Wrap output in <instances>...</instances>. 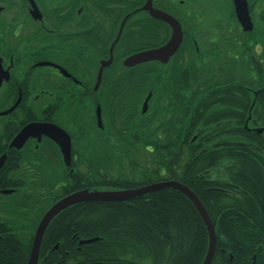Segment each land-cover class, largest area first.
Listing matches in <instances>:
<instances>
[{
    "label": "trees",
    "instance_id": "16d2710c",
    "mask_svg": "<svg viewBox=\"0 0 264 264\" xmlns=\"http://www.w3.org/2000/svg\"><path fill=\"white\" fill-rule=\"evenodd\" d=\"M251 34L241 29L236 37L238 59L246 69L244 73L236 68V127L214 134L235 135L236 140L194 139L201 126L234 119L235 103L227 97L231 90L221 91L228 78L220 83L209 80V94L202 97L197 90L189 96V140H170L168 132L159 140H119L128 156L118 157L116 166L103 143L84 146L87 172L75 173L74 190L68 185L62 196L68 191L134 189L176 180L198 196L215 226L211 264H264V133L245 126L251 107V119L246 121L264 125V56L255 54ZM260 43L264 46V39ZM195 72L191 70L190 81L198 78ZM251 89L258 94L254 96ZM113 97L117 112L120 97ZM167 110L160 113L163 131L165 127L168 131ZM139 132L150 136L152 129ZM39 184H30L26 193L22 190L21 199L12 205L16 214L10 222L0 221V264L29 260L48 206L37 204L44 192ZM91 238L98 239L80 244ZM209 246V230L194 203L182 192L164 188L127 201L86 202L62 210L44 234L38 264H204Z\"/></svg>",
    "mask_w": 264,
    "mask_h": 264
},
{
    "label": "flooded vegetation",
    "instance_id": "af4514ba",
    "mask_svg": "<svg viewBox=\"0 0 264 264\" xmlns=\"http://www.w3.org/2000/svg\"><path fill=\"white\" fill-rule=\"evenodd\" d=\"M190 1L0 0V221L10 222L9 218L16 214L12 205L21 199L22 190L26 193L30 184L37 186V181L44 189L37 204H48L45 213L74 193L61 194L68 185L74 190L75 173L87 172L88 166L83 169L81 163L78 140L168 137L166 132H159L158 108L163 103L172 104L168 114L169 139L189 140L191 101L184 89H170L162 98L155 91L143 95L138 85L130 81L137 82L151 73L147 79L153 81L163 72L177 87L184 82V76L185 80L189 76L185 54L189 35L184 26L193 21L186 6ZM230 2L233 22H218L222 35L233 25L236 27L234 3ZM148 3L180 23L183 40L167 63L150 60L128 66V57L167 44L173 34L168 21L144 9ZM35 6L37 17L33 15ZM258 45L253 44L255 54L264 56V51L258 50L264 46ZM251 91L254 96L259 92ZM235 92L229 91L227 97L235 103L232 116L236 121ZM115 95L120 97L117 112L111 104V96ZM149 95L147 110L143 111ZM99 98H103L102 102H98ZM245 126L255 132L264 128H250L248 121ZM145 127H151V135L139 136V130ZM63 131L71 140L69 164L56 141L63 139ZM95 131L101 135L97 133V137Z\"/></svg>",
    "mask_w": 264,
    "mask_h": 264
},
{
    "label": "rangeland",
    "instance_id": "374dc122",
    "mask_svg": "<svg viewBox=\"0 0 264 264\" xmlns=\"http://www.w3.org/2000/svg\"><path fill=\"white\" fill-rule=\"evenodd\" d=\"M200 1L202 2V4H199L198 0L197 1L191 0L190 3L188 2L186 3V6L189 7V10L193 18L192 23L190 21L186 22L184 26L185 33L189 35L188 38H186V41H188L189 46L188 48L187 46L185 47L186 49L185 54L189 60V76L186 78V80L184 76V82L183 81L179 82L180 85L175 87L174 85H170V82L173 83L172 80H170L167 76H165L163 72L161 74H158L153 79V81H150L147 78H151V76L153 75L151 73V75H147V77L145 76L146 79L145 78H142L141 80L137 79L136 84L138 85V89H141V86L143 84H144L143 89H146V91H143L141 89L143 95H146V93H148L149 91H152L153 93L155 91L156 96L160 95L162 98H166L165 95L169 92L170 89L185 88L184 92L189 96H192L195 91L200 90L199 95L204 97L205 95L210 93V89L206 88L207 85H210V82H208L209 80L212 82L216 81V83H220V81L225 82L227 78H228V82L221 84L222 94L224 92V89L226 88H229L230 90H233L235 92L236 74L234 73L236 72V68L238 67L239 71H242L244 73L246 72L245 66L243 64L245 62L242 61L240 63V60L235 58V55H238L239 53L238 50H240L239 47L237 48L236 45V37L239 38L241 27L236 20V27L233 25L231 29L228 30V33L226 32L227 31L226 30L225 31L226 33L222 35L223 32L221 33L220 31H223V28H219V26H217L218 22H223L224 25L233 22L230 16L232 10V4L230 0H200ZM248 1L254 23V29L251 32L252 33L251 38L255 40L254 42L253 41L252 42L253 44H255V46H257L258 43H260V40L264 39V21L261 19V13L264 11V0H248ZM192 25L195 26L192 27ZM226 38L228 39L227 42L225 41L227 40ZM258 50L264 51L262 47H260ZM191 70L193 71L196 70L197 72H195L194 74H199L197 76L198 78L192 79V81H190ZM161 71H164V69H162ZM208 71L210 74L208 73ZM224 77L226 78L224 79ZM132 83L135 84L134 81H132ZM237 86H241V85L238 84ZM101 99L103 98H99L98 102H102ZM167 108H168L167 113L169 114L171 108L168 107L167 102L159 105L158 113L159 114L162 113V111H164ZM234 112L236 114V111ZM251 112L252 110L250 108L246 120L249 118V116L251 118ZM164 113H166V111ZM168 114L166 116V120H168ZM161 122L163 121H160V115H159L158 124H160ZM167 125H168L167 130L170 131L171 127L169 126V121L167 122ZM248 125L250 128H254V129L262 127L260 124H253L250 123V121ZM235 127H236V121L234 119L221 120L217 123L210 122L206 125L201 126L200 129L197 130V132L194 134L195 135L194 139L205 140L209 138L210 140H218L219 142L222 140H236L235 135H231V136L225 135L222 138H216L217 135H214L216 132H219L221 130H230L229 128H235ZM165 129L166 127L164 128L163 131V128L161 127L159 132L167 133L168 131H165ZM95 133L97 137H98L97 133L101 135V133H99L98 131H95ZM102 133L103 135L105 134L104 132ZM116 142L117 140H78L77 148L79 154L81 153L80 157L83 159L81 160V163H83L84 165L83 169H85L88 166L86 163V159L88 158V156L86 155L84 146H89L90 144L94 148L95 145L97 146V144L103 143L104 146L107 148V150L111 151V153L108 154V158L111 164L114 166L118 165V157H122V155L128 156V153H127V149L123 147L121 141H119L120 142L119 144L118 143L116 144ZM135 156L136 154L132 155L133 158ZM116 168L120 169L118 168V166Z\"/></svg>",
    "mask_w": 264,
    "mask_h": 264
},
{
    "label": "water",
    "instance_id": "95a60500",
    "mask_svg": "<svg viewBox=\"0 0 264 264\" xmlns=\"http://www.w3.org/2000/svg\"><path fill=\"white\" fill-rule=\"evenodd\" d=\"M236 18L241 25L244 32H252L254 29V23L250 11L249 1L248 0H233ZM144 9L152 10V13L161 19H165L168 21L173 27V34L167 44L153 50L140 52L134 55H131L125 61L126 65L131 66L141 62H146L150 60H159L163 63H167L170 57H172L180 48V45L183 40V32L180 23L174 19L173 17L163 13L161 11H157L152 8L149 3L144 7ZM39 11L37 7H34L33 15L37 17ZM124 25V24H123ZM114 44L111 47V52L113 51ZM112 59V58H111ZM102 71V70H101ZM100 83V78L98 80V84ZM97 84V85H98ZM151 95H149L145 102L143 111L147 110L148 101ZM98 119L99 124L101 125V109L98 107ZM257 133H262L264 128H260L256 130ZM27 133V130L24 131V134ZM61 148L65 158V162L69 164L70 155H71V140L69 136L66 135L65 131H63V139L56 140ZM164 188H173L176 189L183 194H185L197 207L201 216L203 217L206 226L209 230L210 234V246L209 251L206 257L204 264H211L215 249H216V230L215 226L204 206L202 201L198 198V196L185 184L178 182L176 180L157 182L149 185H145L142 187L134 188V189H124L119 191H84L80 190L70 194L68 196L63 197L59 201H57L43 216L41 219L35 236L33 240V246L31 250V254L27 264H38L40 257V248L42 244V240L45 234L47 227L49 226L52 219L59 214L62 210L66 209L75 204L86 203V202H96V201H126L133 199L137 196L146 194L148 192L164 189ZM98 238H91L86 240H81L80 244H88L94 241H97Z\"/></svg>",
    "mask_w": 264,
    "mask_h": 264
},
{
    "label": "bare ground",
    "instance_id": "6f19581e",
    "mask_svg": "<svg viewBox=\"0 0 264 264\" xmlns=\"http://www.w3.org/2000/svg\"><path fill=\"white\" fill-rule=\"evenodd\" d=\"M184 184V183H183ZM186 185V184H185ZM119 190H121V189H113V190H100V191H103V192H105V191H119ZM176 190V189H175ZM138 197V196H137ZM136 198V197H135ZM127 201V200H126ZM216 239H217V236H216ZM216 243H217V241H216ZM213 260V259H212ZM212 263V262H211Z\"/></svg>",
    "mask_w": 264,
    "mask_h": 264
}]
</instances>
